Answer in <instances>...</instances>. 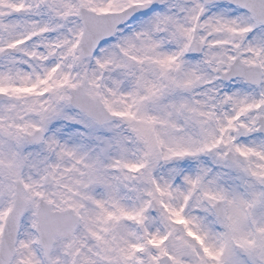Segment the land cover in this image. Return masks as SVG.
<instances>
[{
    "label": "snow or ice",
    "instance_id": "snow-or-ice-1",
    "mask_svg": "<svg viewBox=\"0 0 264 264\" xmlns=\"http://www.w3.org/2000/svg\"><path fill=\"white\" fill-rule=\"evenodd\" d=\"M0 264H264V0H0Z\"/></svg>",
    "mask_w": 264,
    "mask_h": 264
}]
</instances>
